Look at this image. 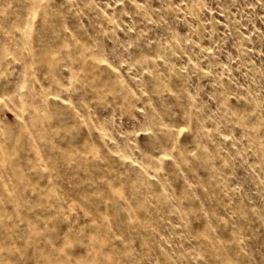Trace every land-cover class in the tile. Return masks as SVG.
Masks as SVG:
<instances>
[{
  "label": "rangeland",
  "instance_id": "374dc122",
  "mask_svg": "<svg viewBox=\"0 0 264 264\" xmlns=\"http://www.w3.org/2000/svg\"><path fill=\"white\" fill-rule=\"evenodd\" d=\"M262 4L0 0V264H264Z\"/></svg>",
  "mask_w": 264,
  "mask_h": 264
},
{
  "label": "snow or ice",
  "instance_id": "6c2138e0",
  "mask_svg": "<svg viewBox=\"0 0 264 264\" xmlns=\"http://www.w3.org/2000/svg\"><path fill=\"white\" fill-rule=\"evenodd\" d=\"M121 2H123V0H121ZM261 6L264 7V4H262ZM160 59L163 60V57H160ZM210 74H211L210 72L206 73V75H210ZM185 123H187V122L185 121ZM188 132H189V129L187 127H179L178 126L173 131V138L182 137V136L186 135ZM225 139H231V137H225ZM169 147L171 148V145H169ZM203 151L207 152V149H204ZM191 155L193 157H195L196 153L192 152ZM164 159L170 161V160H172V156L166 154L164 156ZM64 247L68 248V249H70L72 247L71 236H69L68 240L65 242Z\"/></svg>",
  "mask_w": 264,
  "mask_h": 264
}]
</instances>
